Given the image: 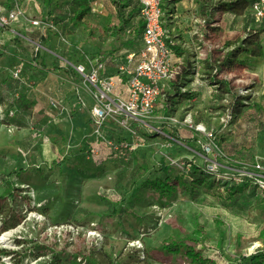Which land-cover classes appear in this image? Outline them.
<instances>
[{"label":"rangeland","instance_id":"1","mask_svg":"<svg viewBox=\"0 0 264 264\" xmlns=\"http://www.w3.org/2000/svg\"><path fill=\"white\" fill-rule=\"evenodd\" d=\"M30 1L37 3V0ZM34 3L28 8V3L19 4L29 18L35 16ZM57 3L52 16L54 27H47L51 31L47 35L65 44L67 51L63 50V55L74 48L72 51L80 52L76 54L84 60L76 46L82 45L86 49L87 34L97 37L95 43L103 42L117 34L113 28H120L119 31L126 28L117 27V9L112 0H59ZM11 4L10 0H0L2 48L7 40H13L7 39L12 35L11 30L23 26L21 17L16 20L9 17ZM80 8L87 11L84 21L74 16ZM247 10L230 15L231 21H235L232 28H238L243 21H248L249 27L245 31H233V42L244 39L249 30L259 31L252 9ZM171 20L173 18L164 11L167 29ZM74 25L78 27L74 28ZM262 25L260 39L264 47V21ZM70 29L81 32L82 38L72 42L66 34ZM257 66H264V63ZM214 70L211 69L212 74ZM202 77L205 80L206 74ZM263 77L264 73L261 79L252 80L251 88H246L245 83L239 84L229 76L226 80L229 92L217 91L218 103L202 109L184 105L183 110L176 105L171 116H175L178 123L168 120L164 114L165 104L171 102L167 92L158 98L151 123L158 126V130L140 128L143 134L139 133L142 138L139 147L111 155L103 140L95 137L93 128L84 137L86 141L79 129L70 127L58 131L60 134L53 132L51 136H43L39 143L21 144L23 139L27 140L28 133L20 132L15 126L29 122V112L15 108L13 103L21 94L17 91L22 84L17 79L19 82L1 86L0 148L4 147L8 153H3L4 149L0 151V194L7 187H29L23 194L31 197V204L19 195L16 197L14 206L22 221L18 227L1 234L0 246L11 251V255L3 257L0 264H193L185 256L165 255L160 249L166 240L196 237L198 226H203L198 248L212 264H242L241 256L249 257L263 251L264 202L258 199L255 187L238 176L240 164L237 166L233 161L217 157L219 146L227 139L257 143L261 137L264 131ZM42 79L36 78L32 82H36V89ZM237 102L241 104L235 107ZM223 104H229V107H223ZM232 109L238 110V117L241 116L233 124L229 118ZM121 128L106 127L104 134L108 137L111 132L112 137H117L114 133L121 134ZM191 131L194 139L187 137ZM167 133L181 136L191 146L188 148L181 145L182 142L167 139ZM94 137L99 141L96 139L92 146ZM11 142L21 145L22 156L21 153L18 156L9 154L15 149ZM28 142H31L30 138ZM86 143L91 147H85ZM36 145L45 146V149ZM27 147L30 150H26ZM43 158L52 162H43ZM209 158H217L219 165L215 170H211ZM66 163L70 168L65 166ZM146 164L148 170L143 169ZM22 175L29 180H23ZM168 176L175 182L180 180L172 196H159V186L149 189V184ZM203 176L214 179L199 189L190 187V180ZM184 182H187V190L183 187ZM140 186L142 188L137 191ZM219 228L226 233L222 247L218 245Z\"/></svg>","mask_w":264,"mask_h":264},{"label":"crops","instance_id":"2","mask_svg":"<svg viewBox=\"0 0 264 264\" xmlns=\"http://www.w3.org/2000/svg\"><path fill=\"white\" fill-rule=\"evenodd\" d=\"M18 1L20 6L28 3L29 6L27 5V8L33 6L34 3V1L30 0ZM53 1L54 0L51 2H49V0H37V3H34L35 16H31V18L26 16L27 11L23 10L24 8H22L24 15L19 16L22 20V28L18 30H11L12 35H10V37L7 39L13 40H5L6 44L8 45L6 48L7 50L0 47V54L2 52L4 53V55L0 56V88L1 86H5L1 82L2 80H8L9 84V82L18 81L17 79H19L22 85L17 93L26 91L27 97L36 102L33 113L28 114L29 122L21 124V126H15L21 130L20 132L28 133L27 140L23 139L21 141V144H27V146L41 142L43 136H51L53 132L59 133L58 131L61 132L65 129L68 130L70 127L79 129L83 134L82 139L85 141L86 139L84 137L89 132H91L92 128L95 132V126L91 124V109L94 102L89 86L80 81L76 74H71L70 76L68 73H66L64 71L66 65H70L71 63L72 67L74 68L76 63H86L87 59L98 57L103 60L105 64L102 71L103 75L115 76L118 73V66L126 63L128 56L132 52H136L140 46H143L142 40L135 42V28L139 18L138 16H134L129 21V23L122 27H126L123 31L117 30V34H115V36L108 38V40H103V42L98 41L95 43V38L97 37H89L87 34L86 49L82 45L77 44L78 46H76L81 51L82 56H84V60L80 59V56L77 55L80 54V52H74L72 49H68L69 54L63 55L62 51H67L65 44H63L60 39L48 37L47 35L51 32L47 29V27H54V22L52 21L54 18H52V16L58 3L57 0H55L56 2ZM52 2L54 6L52 5ZM10 3H12V10L15 8L14 1L10 0ZM129 10H131V7H129L126 12L128 13ZM45 12H48V15H45ZM230 15L232 14H224L221 18V21L216 23L217 26L221 27V30L218 31L215 37L216 44L211 42V40H206L203 35L202 26L200 23L202 17L200 15L199 0H180L179 3L176 4V12L172 17L173 20H171L172 24L169 25L170 28H166L167 34L171 40L170 42L173 44L171 46V65L175 66L174 69L180 68L179 70L181 71L179 74L181 75V79L176 80L174 83H178V86H180L181 89H185L189 94L194 95L191 100V105L193 107L202 109L211 106L214 103H218V97L216 95L218 89L213 82V74L211 73V69L212 67H216L219 64L220 57H223L227 52L225 50L231 49H223L221 42L224 40H232L231 35L233 34V31H239V29L245 31L246 28L249 29L248 21H243V23L240 24L238 28H232V25L235 24V21H231ZM35 21L38 23L34 24ZM81 21H84V19H81ZM263 21L264 20H258L254 16V24H256L257 29H262ZM132 23L133 27H131ZM77 27L78 26L75 27L74 25V28ZM78 32L79 31L76 29H70L68 32H66V34H68V38L72 42H75L76 39L82 38L80 34L81 32ZM74 36L75 39H73ZM17 38L23 39V44L25 48H27V51H25L29 52L30 55H35L37 52H39L43 56L47 67L52 68L54 66H60L61 68L59 71L48 72L47 74H44L42 76L43 79L40 81L37 89L32 87L31 89L24 90L25 88L23 86H30L31 82L28 78L33 75L34 71L23 68L22 66L39 65L36 62L23 59L14 53L13 44L16 42ZM46 41H48V43L45 45ZM100 50L104 52L100 53ZM220 50H222L221 53H219ZM97 52L100 54H97ZM136 62L137 58L133 60L132 65H135ZM19 69L21 72L17 78L14 74ZM237 71L238 70H236V72ZM236 72L233 71L232 73H229V76H236ZM263 73L264 66H250L238 73V76H236V82L239 84L245 83L246 88H251L250 86L252 80H258V77L261 79V74ZM204 74H206L205 80L202 79L204 77H202V75ZM198 75H200V77ZM119 94H123V96L127 95V87L124 82H118L116 84L113 95L117 96ZM182 106H184V104L180 105L181 109H183ZM55 109H58V111ZM69 111H71L70 114ZM23 116H25V114ZM240 117H238V119H240ZM34 122H37V125H34ZM119 133L117 132L114 134L117 136L131 135L129 131H123L121 134ZM94 135L97 137L95 133ZM239 136L240 135L237 137ZM260 136L261 137L258 138L257 143L244 141L239 142L237 139H227L220 146L224 149L226 154L233 159L238 157L251 159L252 161L264 159V131ZM95 137L94 140H92V146L97 139H95ZM28 138L31 140L30 143L28 142ZM52 138L53 136L51 139ZM51 139L48 138L50 141ZM84 140H82V142ZM97 141L99 140L97 139ZM87 143L84 144V146L91 147ZM38 146L40 145H36V147ZM17 147L18 151L21 152V154H24L20 149L21 145L19 144ZM40 147L43 150L45 149V146H43V148L42 146ZM25 149L30 150L28 147ZM49 155L50 157L54 156V154ZM55 157L51 159H54ZM47 159L43 158V162H52L49 160V158Z\"/></svg>","mask_w":264,"mask_h":264},{"label":"trees","instance_id":"3","mask_svg":"<svg viewBox=\"0 0 264 264\" xmlns=\"http://www.w3.org/2000/svg\"><path fill=\"white\" fill-rule=\"evenodd\" d=\"M52 0H49L51 2ZM59 1V0H57ZM113 3L116 6L117 9V16L119 20V25L117 27H123L129 21L135 16H140V5L138 0H112ZM180 0H161V7L162 10L165 11V14L169 15L170 17H173L174 13L176 12V4L179 3ZM255 0H213L210 2L209 0H200V15L202 17L201 19V26L203 30V35L206 40H211V42H214L216 44V34L218 31L221 30L220 26H217L216 23L221 21V18L224 14L226 13H231V14H236L240 11H245L248 8H252V4ZM131 7V10L126 12L127 9ZM11 8V7H10ZM164 11H163V17H164ZM87 14V11L83 8H80V11L78 14H76L77 19H83L85 15ZM143 21L140 18L136 28H135V42L141 41V35L143 31ZM114 31L119 30L120 28H113ZM263 30H249L247 32V36L239 40L237 42H233L232 40H224L222 41V48H231L228 50L223 57H220L219 59V64L216 67H212L215 69V72L212 75L213 82L215 86H217L218 91H227L229 82L227 80V76H229V73H232L233 71L236 72L238 76V73L248 67L252 66H257L261 65L264 63V47L262 45L260 35ZM23 39L17 38L16 42H14L13 47H14V53L23 58V59H28L31 62H36L39 66H22L23 68H27L31 71H34L33 75L29 77V81L31 82L30 86L31 88L36 85V82L32 83L33 81L36 80V78H42L44 74H47L48 72H56L61 70L60 66H54L52 68L47 67L45 64V60L43 56L37 52L35 55H30L29 52L27 51V48H25L23 44ZM129 43V42H126ZM7 44L4 45L3 49L7 50ZM141 47V46H140ZM139 47V48H140ZM138 48V49H139ZM74 49V48H72ZM136 49V47H135ZM137 49V50H138ZM26 50V51H25ZM136 50V51H137ZM222 50L219 51L221 53ZM4 55L2 52L0 56ZM121 63V62H120ZM79 64V63H76ZM75 64V65H76ZM29 65V64H28ZM119 67V66H118ZM178 69H175V75L172 81H170V88L166 90L165 95L168 92V96H170L171 102H167L164 106V114L166 116L170 117L171 113L176 109V107L181 105L183 102L184 105L190 103L194 95L189 94L185 89H181L180 86H178V83H174L176 80H180L179 75L181 71ZM64 71L68 73L70 76L71 74L74 75L76 74L75 69L71 65H66V68H64ZM180 71V72H179ZM118 74V73H117ZM116 74V75H117ZM236 76L233 77V80H236ZM4 85H8V80H2L1 81ZM30 86H23L24 90L28 89ZM36 87V86H35ZM18 92V91H17ZM14 94V92L11 94V96ZM6 98V97H5ZM7 99V98H6ZM222 99V97H221ZM224 100V99H223ZM222 100V101H223ZM221 101V102H222ZM236 102V101H235ZM15 104L14 107L18 108L19 110L25 111L28 110L30 114L33 113L34 107L36 105V102L34 100H31L27 97L26 91L22 92L17 98H15ZM171 104L173 107H171ZM238 104H241L239 102L234 103L235 107L239 106ZM177 105V106H176ZM176 106V107H175ZM171 107V108H170ZM223 107H229V104H223ZM174 108V109H173ZM240 112L237 110H233L229 113L230 116V123H234L236 121V118L238 117V114ZM9 122V121H8ZM12 122V120H11ZM19 124V123H17ZM21 125V124H19ZM106 127H112L115 129L120 128L119 124L113 120V119H108L105 122V128ZM158 127V126H156ZM144 128V127H140ZM139 128V130H140ZM168 129L167 127H165ZM123 131H126L125 129H122ZM169 131V130H168ZM142 133V131H139V133ZM191 131V134H189L187 137L188 139H194L195 135H193ZM156 133V132H155ZM171 133V132H169ZM197 133V132H196ZM143 134V133H142ZM168 134V133H167ZM110 137L111 133H109ZM157 135V134H156ZM117 136V135H116ZM143 137V135H141ZM170 140L177 141V142H182L185 144L184 146H187L188 148L191 146L190 143L185 142L184 139L180 137H176L173 135L168 134ZM127 137V138H126ZM184 137V136H183ZM113 139H126L130 140L131 135L129 136H117V137H112ZM193 141V140H192ZM9 143V142H8ZM14 144L15 149L13 151H9V154L13 155H19L18 147L14 142H11ZM92 145V144H91ZM103 145L106 147V149L110 152L109 155H111L112 150L108 148L104 143ZM190 145V146H189ZM180 146V145H179ZM220 147V151L223 154L221 158H224V160H230L233 162L242 160V161H249V162H254L251 159H244L243 157H238L233 159L229 155L226 154L224 149ZM4 149L0 148V151ZM6 149L3 150V153H8L5 152ZM22 156V154L20 155ZM256 161V160H255ZM55 160L53 161V163ZM147 165V164H146ZM65 166L67 168H70L68 164L66 163ZM238 166V165H237ZM143 169L148 170L149 166H143ZM169 171V168H168ZM24 172V171H23ZM170 172V171H169ZM61 173V170H60ZM23 174V173H21ZM25 174V173H24ZM23 174V175H24ZM42 174V173H41ZM22 175V179H27V177H24ZM211 179L203 176V178H194L189 181L190 187L193 189H199L205 182L207 181H213L214 178ZM46 181V180H45ZM179 178L178 182H175L172 180L170 176H168L165 180H155L151 184H149V189H158L157 187L159 186L160 191H159V196L162 195L163 197H170L173 195L174 190H177V185L179 184ZM183 182V181H182ZM183 187H186L185 190H187V182H184ZM29 188V187H28ZM28 188H22V187H7L2 194H0V236L2 233L14 229L18 227L21 224L22 221V216L21 214H18L16 211H18L14 203L16 201V197L19 195L22 199L28 201L29 204H31V197L27 196V194H23L26 191H29ZM142 188L140 186L139 188H136L137 191H139ZM95 229V228H94ZM197 233L196 237H186L183 239H172V240H166L163 242V245L160 249V251L165 254V255H170V254H175L179 256H185V258L190 261L193 264H212V260L209 258H206L203 256L201 253V249L198 248V244L200 242V238L203 236V226H198L195 230ZM219 233L220 237L218 240V245L219 247H222L225 240H226V233L224 230L219 228ZM203 239V238H202ZM56 258H58V254L56 256V252H53ZM11 255V251L6 250L0 246V262L2 261L3 257H8ZM59 259V258H58ZM241 259L243 260V263L248 264H264V250L263 251H258L255 254L250 255L249 257L241 256ZM233 264V263H231Z\"/></svg>","mask_w":264,"mask_h":264},{"label":"built area","instance_id":"4","mask_svg":"<svg viewBox=\"0 0 264 264\" xmlns=\"http://www.w3.org/2000/svg\"><path fill=\"white\" fill-rule=\"evenodd\" d=\"M13 1L15 8L12 9L9 17L15 20L20 15H24V12L17 0ZM138 2L140 18L144 25L141 35L143 46L132 52L127 62L118 67L117 75H103L105 64L98 57L74 65L80 81L89 86L94 102L91 109L94 133L112 152L119 154L142 144V138H139L140 127L158 130V127L151 124L155 118L157 100L165 95L163 92L170 88V81L175 75V66H172L170 61L173 44L164 25L161 0H138ZM251 9L258 20H264V0H255ZM136 58V64L132 65ZM20 72V69L17 70L15 77H19ZM118 82L126 84V96L113 95ZM184 107L186 106H183V109ZM108 119L115 120L122 127L121 129L129 131L131 139H113L105 136V122ZM168 120L179 122L175 116H170ZM222 156L220 151L217 157ZM209 160L212 163L211 170H215L219 165L217 158H209ZM235 163L240 164L241 167V170H237V172L241 171L238 176L243 177V181L247 180L249 186H254L258 199L264 202V159H257L254 162L239 160Z\"/></svg>","mask_w":264,"mask_h":264}]
</instances>
